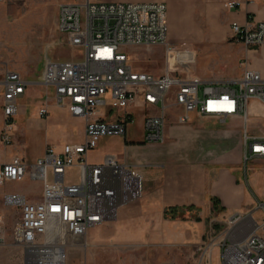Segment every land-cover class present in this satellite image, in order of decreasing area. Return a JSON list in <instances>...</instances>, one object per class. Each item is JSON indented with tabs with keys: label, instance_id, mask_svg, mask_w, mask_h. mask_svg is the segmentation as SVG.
I'll use <instances>...</instances> for the list:
<instances>
[{
	"label": "built area",
	"instance_id": "1",
	"mask_svg": "<svg viewBox=\"0 0 264 264\" xmlns=\"http://www.w3.org/2000/svg\"><path fill=\"white\" fill-rule=\"evenodd\" d=\"M243 1L248 0H229L223 7L233 11ZM167 18V5L160 2L63 3L58 8L57 31L66 37L69 47L80 51L81 59L46 60L35 83L14 71L0 76V144L5 148L13 145L12 120L19 113V100L32 86L53 88L56 106L86 121L83 143L65 145L59 151L47 145L33 163L14 157L0 165V183H21L29 177L42 184L38 202H28L19 195L4 197L6 206L20 209L11 235L27 258L48 240L63 251L79 245L90 229L115 221L122 208L143 198V176L139 171L113 156L96 165L87 158L101 138L125 137L134 123L132 109L138 102L158 109L157 114L145 115L147 144L165 140L170 98L182 110L180 123H188L192 113L222 122L239 118L244 129L242 163L246 166L254 159H264V136L248 133L251 103L264 107V78L259 72L245 67L240 79L228 86L206 87L200 97L199 86L206 82L180 79L169 69L155 77L133 68L128 52L131 49L167 46L168 51ZM230 35L247 48L264 46V18L245 25L232 23ZM107 107L121 115L111 122L96 119L97 110ZM48 114L46 105L38 112L41 119ZM72 168L80 173L79 183L67 180ZM227 226L219 244L220 264H264V202H258L248 213L230 216ZM6 241L7 227L0 217V247ZM71 241L75 244L70 245Z\"/></svg>",
	"mask_w": 264,
	"mask_h": 264
},
{
	"label": "rangeland",
	"instance_id": "2",
	"mask_svg": "<svg viewBox=\"0 0 264 264\" xmlns=\"http://www.w3.org/2000/svg\"><path fill=\"white\" fill-rule=\"evenodd\" d=\"M81 1L0 0V76L6 71H14L29 83H35L42 74L46 60L81 59L80 51L69 47L66 37L57 31L59 6ZM185 16L181 23L175 24L171 40L168 36L169 53L166 52L167 46L149 50L131 49L128 52L131 65L137 71L158 77L169 69L180 79L206 82L199 86V95L202 97L204 88L222 86L208 84L209 82H229L235 79L232 71L238 66V62L225 64L228 62L227 54L234 55L237 49L229 46L235 42L230 36L223 41H211L209 37L213 29L206 23V18L196 11H192L191 17L187 13ZM215 33H220L218 26L215 27ZM231 87L236 89L237 85ZM53 101V88L32 86L26 98L19 102L18 115L24 113V117L21 120L15 119L14 125L23 133L22 127L26 120L32 113L38 112L40 104ZM180 115L181 113H176V125L184 127L188 123H180ZM172 122L168 112L164 133ZM205 125L221 127L218 119L205 121ZM224 128L236 130L228 124ZM238 130L243 132V126L239 125ZM248 133L264 136V123L250 122ZM27 138L19 150L21 158H26L29 163L37 159L40 148L44 146L49 145L59 151L65 145L84 142L82 130L74 122L66 120L61 110L51 107L45 127L35 137ZM166 143L167 139L156 145L162 146ZM15 147L17 144L15 145L14 140L13 145L8 148L0 144V161L8 158ZM121 148L120 139L103 137L97 143L93 161ZM238 156L240 160L233 164L235 155H228L229 165L225 167L235 173L238 182L246 187L247 201L252 205L241 212L248 213L256 208L258 202H264V159H254L245 166L241 160L242 153ZM67 180L70 183H79V171L76 168L70 169L67 172ZM143 191L145 194L144 183ZM41 193L42 184L29 177L21 183H0V217L4 218L7 227L6 244L0 247V264H43L39 259L27 258L24 249L14 244L11 233L14 224L19 221L20 209L8 207L4 202V196L9 195L23 196L28 202H32L39 199ZM140 201L127 207L137 206ZM138 207L133 215L120 222L115 220L90 229L79 245L65 248L64 264H220L219 244L227 231L230 218L229 214L222 213L220 205L214 209L211 203V210H206L203 215V226L199 229L196 224H190L186 231L181 224L178 226L177 222L194 223L195 219L199 218V212L196 210L184 212L182 218L164 221L159 212L152 211L147 217L141 214Z\"/></svg>",
	"mask_w": 264,
	"mask_h": 264
},
{
	"label": "crops",
	"instance_id": "3",
	"mask_svg": "<svg viewBox=\"0 0 264 264\" xmlns=\"http://www.w3.org/2000/svg\"><path fill=\"white\" fill-rule=\"evenodd\" d=\"M109 1L126 3L160 2L166 4L168 9V36L170 40L175 24L181 23L182 19L187 16H185L186 13L191 17L192 11H196L203 18H206V23L212 27L213 30L209 37L211 41H223L229 36L231 37L230 25L232 23L245 25L261 21L264 18V0L243 1L241 6L233 11H227L223 7L224 3L229 0ZM219 14H221L220 17ZM217 26L220 28L219 34L215 33V27ZM229 46L237 49L234 55L227 54L228 62L225 64L238 62V66L232 71L235 79L218 84L228 86L230 82L237 81L240 79L245 67L259 72L264 78V46L247 48L235 42ZM25 98L26 95L19 102ZM45 105H49V114L50 107L61 110L64 118L74 122L84 134L86 121L83 118L72 117L66 108H58L54 101L40 104L39 110ZM167 105L173 124H170L167 127L168 130L165 132V139H167L165 145L160 146L144 142L143 125L145 115L157 114L158 109L149 106L145 107L141 102H138L137 106L132 109L136 122L128 127L125 137L118 138L122 141V148L113 153L102 155L97 161H93V154L97 151L94 150L88 154V162L96 165L102 163L107 156H113L120 163L139 171L143 176V183L146 186L143 199L137 205L143 216H147L152 211H155L156 213L159 212L160 218L165 221L163 214L166 208L192 206L199 210V218L202 220L205 211L211 210L212 198L219 200L220 208L223 209L222 213H227L229 216L241 212L244 208L251 207L252 204L247 201L246 187L238 182L235 173H232L225 167L227 164L229 165L228 155L230 154H234L236 158V160L233 159L235 160L233 164L238 163L240 160L238 155L242 153V132L238 130V126H243L242 121L236 118L226 122L220 121L221 127L206 126L205 121H210L214 118H202L198 114L192 113L189 115L190 123L188 122L186 126L180 127L176 125V113H182V110L176 108L170 98L167 101ZM250 110L252 114L251 123L255 121L264 123V107L253 102L251 103ZM38 112L32 113L26 120V123L22 127L24 129L23 133L14 125V121L15 119L21 120L24 117V113H20V115H17L12 120L13 140L15 141V145L17 144V147L13 149L8 158L0 161V165L6 164L14 157L21 158L22 155L19 148L26 142V138L35 137L45 127V121L48 117L41 119L38 116ZM120 115L119 112L112 111L108 107L99 108L96 113V119L111 122ZM226 124L236 128V130L233 128L225 129ZM44 150L45 146L40 148V154L37 159L43 155ZM21 159L27 161L26 158ZM221 165L224 166L221 167ZM39 199L32 202H38ZM137 206L122 208L118 213L117 222H120L127 216L133 215ZM202 222L203 220L200 222L194 221V223L192 221H185L177 222V225L180 226L181 224L186 231L189 229L190 224H196L200 229L203 226Z\"/></svg>",
	"mask_w": 264,
	"mask_h": 264
},
{
	"label": "bare ground",
	"instance_id": "4",
	"mask_svg": "<svg viewBox=\"0 0 264 264\" xmlns=\"http://www.w3.org/2000/svg\"><path fill=\"white\" fill-rule=\"evenodd\" d=\"M69 244H75L69 242ZM30 260H38L43 264H64V253L61 247L56 246V243L52 241H46L45 246L37 248L35 254L29 257Z\"/></svg>",
	"mask_w": 264,
	"mask_h": 264
},
{
	"label": "trees",
	"instance_id": "5",
	"mask_svg": "<svg viewBox=\"0 0 264 264\" xmlns=\"http://www.w3.org/2000/svg\"><path fill=\"white\" fill-rule=\"evenodd\" d=\"M211 203L214 207V209H216L218 207V205H220L219 200L216 198H212L211 199ZM192 210H196L197 212H199L198 209L194 208V207H170V208H166L164 210V219L165 220H176L178 218H182V216H184V212H191ZM223 211V209H221ZM196 222H200L199 218L195 219Z\"/></svg>",
	"mask_w": 264,
	"mask_h": 264
}]
</instances>
